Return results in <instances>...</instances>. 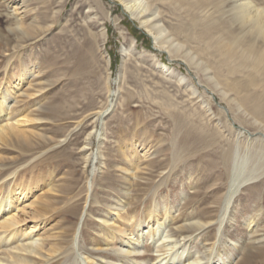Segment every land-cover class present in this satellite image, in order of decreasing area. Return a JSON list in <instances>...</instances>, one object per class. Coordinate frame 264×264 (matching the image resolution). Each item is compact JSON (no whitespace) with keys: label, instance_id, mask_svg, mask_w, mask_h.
<instances>
[{"label":"rangeland","instance_id":"374dc122","mask_svg":"<svg viewBox=\"0 0 264 264\" xmlns=\"http://www.w3.org/2000/svg\"><path fill=\"white\" fill-rule=\"evenodd\" d=\"M146 1V15L152 12L151 22L165 30L164 47L117 0H0V93L12 87L0 125L16 128L0 140V191L5 198L13 185L29 190L15 216L21 229L43 240L36 264H72V236L84 209L79 264L89 253L95 264L96 254L115 256L104 246L106 231L155 205L161 222L168 220L162 209L172 210L173 239L187 245L188 255L183 248L173 253L186 263L201 257L199 264H216L219 254L239 261L252 246L264 247L253 244L264 234V175L233 195L221 227L224 204L212 206V219L200 212L232 191L237 160L248 167L264 160V143L255 139L264 132V95L253 93L238 108L213 90L201 66L219 67L218 53L201 37L204 24L215 19L234 30L237 0L202 7L196 6L202 0ZM251 1L264 8V0ZM14 19L21 27L10 32ZM121 202L133 204L123 209ZM190 213L212 222L193 232L194 223L183 222ZM249 218L253 233L244 225ZM153 254L147 246L142 259Z\"/></svg>","mask_w":264,"mask_h":264},{"label":"bare ground","instance_id":"6f19581e","mask_svg":"<svg viewBox=\"0 0 264 264\" xmlns=\"http://www.w3.org/2000/svg\"><path fill=\"white\" fill-rule=\"evenodd\" d=\"M117 1L120 2L125 12H127L134 21L139 22L140 27L144 29L156 43H159L164 47L165 43L160 42V36L163 35L165 30L162 27H157V25L151 22L153 17H149L150 14H153L152 12L146 15V13L150 10V4L146 0ZM207 2L208 0H202L199 3H196V6L202 7ZM6 16L9 17V13ZM231 21L235 27L234 30L223 28L218 25L215 19L210 20V23L206 25L204 24L201 37L214 51L218 53L219 62L217 61V64H219V67L214 68L208 63L206 64V62L202 63L203 65L201 66L203 71H205V73L209 76L208 81L211 82L210 84L213 90L218 91L223 98H228L230 103L235 102L238 108H243L245 99L252 96L253 93H257V95H264V8H262L261 5H254L251 0H237L231 9ZM10 23V32H17L16 29L21 27L17 20L14 22L10 21ZM196 23L200 22L195 21V24ZM25 34L28 35L26 32ZM172 44L173 41H170L168 46H166L167 50H173L170 49ZM175 46L181 48L179 43H176ZM192 60L193 58L188 56L187 62L191 63ZM198 65L199 64L197 63V66ZM162 68L166 72L168 71V68L163 64ZM169 73L171 74L173 72L169 71ZM223 73H226V75L230 76L232 79L230 81H228L227 78L223 79L222 77L226 76L222 75ZM21 75L22 80L28 79V70L25 72L23 71ZM240 77H245V80L239 81L238 78ZM182 79L183 78H180L181 81ZM10 88H12L10 85L4 86V91L0 93V120L7 117V113L5 112L7 97L5 96L6 92H10ZM195 91L196 90H193V92ZM15 130L16 128L11 125H0V140L4 139V137L10 133H15ZM239 133L241 134L242 131H239ZM259 135L260 136L255 139L264 143V132L259 131ZM247 136L252 138L253 135L248 133ZM126 147H129V145ZM222 161L223 164L226 165L227 162H229V154H223ZM237 161L238 163L234 164L229 178V187L232 191L230 192L229 190L222 198L216 197L210 203L212 205L204 207L200 210L202 215L206 216V218L208 217L209 219H212L209 214L213 208H216L212 206L224 204L225 212L223 217H218L220 220V227L224 223V216L233 195L237 193L242 186L253 184L264 175V160H261L262 164L261 162L259 164L261 166L253 163V161L252 163L254 165L250 167L247 166L246 160H240V162L239 160ZM28 194L29 190L26 191L23 189L21 184L15 186L13 185L9 188L5 198L1 196L0 191V251L3 250L2 247L10 249V251L5 250L6 252L8 251L7 254L6 252L0 253V264H36L38 262L34 258V255L42 250L43 240L39 237L35 238L36 236L32 237V234L26 233L25 230L21 229L19 227V221L15 216L17 211H19L18 206L20 204V198L22 197L23 200ZM136 198L138 199V197H134L133 199L135 200ZM130 204L132 205L133 203L121 202L118 207H122L124 209ZM186 206L187 205H185L182 209ZM159 210L158 206L155 205L151 211H147L143 218L141 217L139 219H135V215L133 216L130 214L129 217L120 222L121 224L117 227L116 232H110L111 230H108V233V231H106L109 242H107L104 246L109 248L110 253L113 252L115 256L111 254H96V256L100 259V264H189V262L186 263V261L183 260V255L181 257H176V253H173L175 249L183 248L186 255H188L186 252L187 245L185 244L181 246L180 243L173 239L177 233L173 231L170 226V222L173 220L172 210L165 207L162 209L163 215H168V220L163 222L159 221L156 217ZM20 211H23V209L20 208ZM213 211L215 210L213 209ZM86 212L87 209H84L79 215L77 226L73 232L70 246V250L72 252V255H70L72 264L80 263L79 251L82 247L81 243L84 242L82 227L85 221L84 215ZM179 216H182V213H180ZM188 217H190L189 220L185 219L183 222H193V232L200 230L203 224L212 222L208 221L207 223H202L199 219L192 217V213H190ZM244 225L245 228L249 230V233H253L252 231L255 228V220L253 218H249L244 222ZM207 232H205V234H207ZM256 241L264 243V234L259 239H254L253 244ZM147 246L151 247L154 251V258L149 261L142 259L143 252L146 251ZM48 251H50L49 253H52L53 249H49ZM193 254L195 256V253ZM233 255L234 254L230 255L231 257L229 256L224 258V254L221 256L219 254L216 264H234L236 256ZM84 256H86V264H95V260L93 257H90V253ZM240 257L239 261H236L235 264H264V247L259 248L252 246V249L248 250ZM199 258H192L193 261L191 259L190 260L194 264H199L201 262Z\"/></svg>","mask_w":264,"mask_h":264}]
</instances>
